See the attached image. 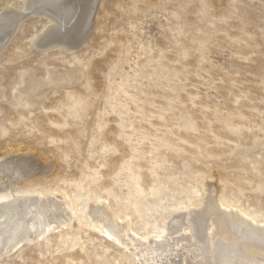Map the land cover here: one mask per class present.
Here are the masks:
<instances>
[{
	"label": "rangeland",
	"instance_id": "obj_1",
	"mask_svg": "<svg viewBox=\"0 0 264 264\" xmlns=\"http://www.w3.org/2000/svg\"><path fill=\"white\" fill-rule=\"evenodd\" d=\"M48 25L28 18L0 54V157L51 166L35 188L104 197L144 232L213 175L264 215V0H98L75 52L33 46ZM89 236L67 230L0 264H142Z\"/></svg>",
	"mask_w": 264,
	"mask_h": 264
},
{
	"label": "bare ground",
	"instance_id": "obj_2",
	"mask_svg": "<svg viewBox=\"0 0 264 264\" xmlns=\"http://www.w3.org/2000/svg\"><path fill=\"white\" fill-rule=\"evenodd\" d=\"M97 3L23 0L18 9L7 6L0 13V54L32 16L49 21L32 39L33 46L75 52L87 42ZM23 154L0 157V181L7 177L0 182V258L73 229L102 240L108 248L132 247V253L122 255L142 264H264V215L228 202L224 186L213 175L200 178L204 193L198 200L187 195L166 211L162 226L138 232L130 217L118 215L104 197L35 188L32 183L52 168Z\"/></svg>",
	"mask_w": 264,
	"mask_h": 264
}]
</instances>
